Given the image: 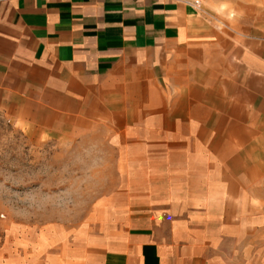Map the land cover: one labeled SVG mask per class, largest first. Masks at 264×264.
I'll return each mask as SVG.
<instances>
[{"label": "crops", "instance_id": "0c3cea01", "mask_svg": "<svg viewBox=\"0 0 264 264\" xmlns=\"http://www.w3.org/2000/svg\"><path fill=\"white\" fill-rule=\"evenodd\" d=\"M192 1L0 0V108L101 132L120 160L62 264H259L222 247L258 234L264 40Z\"/></svg>", "mask_w": 264, "mask_h": 264}, {"label": "rangeland", "instance_id": "374dc122", "mask_svg": "<svg viewBox=\"0 0 264 264\" xmlns=\"http://www.w3.org/2000/svg\"><path fill=\"white\" fill-rule=\"evenodd\" d=\"M201 3L225 28L264 40V0ZM33 119L31 113L15 115L0 108V264H62L69 241L82 229L99 227L95 222L103 214L102 204L122 179L117 150L105 143L101 132L65 138L68 129L62 123L57 133L42 126L43 120ZM251 163L262 167L251 169L248 179L249 205L257 206L261 215L258 234L253 224L247 243L232 239L222 248L237 262L240 248H248L250 259L260 264L264 160Z\"/></svg>", "mask_w": 264, "mask_h": 264}, {"label": "built area", "instance_id": "2783aa9c", "mask_svg": "<svg viewBox=\"0 0 264 264\" xmlns=\"http://www.w3.org/2000/svg\"><path fill=\"white\" fill-rule=\"evenodd\" d=\"M191 4L194 5L196 9L200 10L201 13L203 12L204 7L201 3V0H193Z\"/></svg>", "mask_w": 264, "mask_h": 264}]
</instances>
